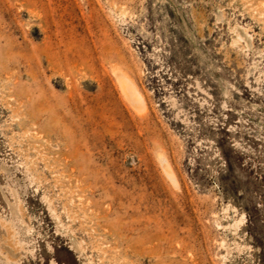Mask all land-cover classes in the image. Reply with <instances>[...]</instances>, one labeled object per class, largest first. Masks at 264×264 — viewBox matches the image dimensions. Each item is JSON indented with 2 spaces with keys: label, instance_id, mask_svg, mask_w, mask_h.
Returning a JSON list of instances; mask_svg holds the SVG:
<instances>
[{
  "label": "rangeland",
  "instance_id": "1",
  "mask_svg": "<svg viewBox=\"0 0 264 264\" xmlns=\"http://www.w3.org/2000/svg\"><path fill=\"white\" fill-rule=\"evenodd\" d=\"M0 264H264V0H0Z\"/></svg>",
  "mask_w": 264,
  "mask_h": 264
},
{
  "label": "bare ground",
  "instance_id": "2",
  "mask_svg": "<svg viewBox=\"0 0 264 264\" xmlns=\"http://www.w3.org/2000/svg\"><path fill=\"white\" fill-rule=\"evenodd\" d=\"M132 88H134V87H132Z\"/></svg>",
  "mask_w": 264,
  "mask_h": 264
}]
</instances>
